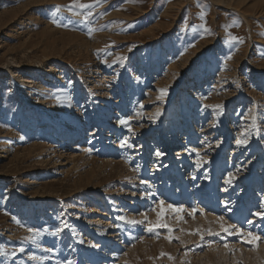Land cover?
<instances>
[{
	"label": "rangeland",
	"instance_id": "374dc122",
	"mask_svg": "<svg viewBox=\"0 0 264 264\" xmlns=\"http://www.w3.org/2000/svg\"><path fill=\"white\" fill-rule=\"evenodd\" d=\"M76 3L0 0V264H264V0Z\"/></svg>",
	"mask_w": 264,
	"mask_h": 264
},
{
	"label": "snow or ice",
	"instance_id": "6c2138e0",
	"mask_svg": "<svg viewBox=\"0 0 264 264\" xmlns=\"http://www.w3.org/2000/svg\"><path fill=\"white\" fill-rule=\"evenodd\" d=\"M101 2H102V0H95V4H82V3H76V4H73V5H69V6H68L66 9H64V10L71 12L72 15H74V16L81 17L79 23H82V24L87 25V24L90 23V19H89V18H90V17L92 16V14H93L92 11H91V9L94 8V7H96L97 5H99ZM77 9H80V10L87 9V11H78ZM61 11H62V9L60 8V6H55L54 10L51 12V15H52V17H53V23H56L55 17H56V15H57L58 13H60ZM201 19H204V14H203V12L201 13ZM58 26H59V25H58ZM63 26H64V27H67V24H65V25H63ZM88 31H89V33H91L92 31H94V29L89 28ZM204 31H205V32H209V29L205 27V28H204ZM230 40H232V41H238V42H241V43L243 42L242 40H239V38H237V37H232V36H230ZM129 51H131V48L129 49ZM125 59H126V57H124V56H118V57L116 58L117 62H119L121 65H123V62H124ZM228 59H231V57L229 56ZM166 94H167V90H166V89H161V90H160V96H159L158 98H159V99H163V97H164ZM216 108H217V109H220V110L222 111V110H223V105H217ZM157 115H159V113H157ZM119 123H120L121 125L127 127L129 132H132V128H131V126L129 125V121H128V120H126V119H121V120L119 121ZM252 126H253V127H256V121H255V119H253V125H252ZM21 139H23V137H21ZM246 143H247V140H246V139H237V140H236V144H237L238 146H240V145H244V144H246ZM120 146H121L122 148H124V147L131 148V147H133V145L129 144L126 140H122V141L120 142ZM217 146H219V145H217ZM85 151H89V150H88V149H85ZM191 151H193V152L196 153V156H197V163H198V165H199L201 159H203L204 163H207L206 158H201V157H200V153H199L195 148L191 149ZM155 155H156L157 157H161V156L163 155V153H161L160 151L157 150V151L155 152ZM136 170L138 171L139 169L137 168ZM235 179H236V176H235L233 173L230 172V173H228V176H227V178L225 179V183H226L227 185L231 186L232 183H233V181H234ZM140 183H141V184H148V182H147L146 180H143V179L140 181ZM149 187H150V185H149ZM225 191H227V188L225 189ZM133 194L135 195V193H133ZM147 194H148L149 196L153 195V193H151V192H148ZM159 203H160V206L163 207V205H164L165 202H164V201H160ZM167 207H168L170 210H172L173 212H177V213H178V212L182 211L181 208H174L171 204H169ZM225 207L227 208L228 205L226 204ZM195 211H196L195 209L192 210L193 213H194ZM191 214H192V213H190V215H191ZM161 215H162V213H157V216H158V217L161 216ZM253 215L256 216V217H258V218L261 219V220H264V210L257 211V212H255V213H253ZM117 219H119V220H121V221H124V222H126V223H128V224H131V225H137V224H141V223H143V221L129 220V219H127L125 216H118ZM146 219H147V217L145 216V220H146ZM217 219H218V221H221V225H220V227H221V230H222L223 232L228 233L229 235H231V234H233V233H232V230L235 229L236 234H238V235L241 237V239H242V241H243L244 243L251 244V245H253L254 247H257V246H258L257 242L261 240V236H260V235H257V234H256L255 232H253V231H247V232H245V231H243L242 229L237 228L235 224H227V226H225L226 222H224V218H223V217H218ZM247 223H248L249 225H254V222L251 221V220H249ZM158 228H166V229H168V235L166 236V239H168L169 242H171L174 238H175V239H179L178 237H173V236H172V229L169 228L167 224H165V223H161L159 220H158L155 224H152L151 221L148 222V231H149V232H153V231H155V229H158ZM62 230H63L62 228H59V227H58L57 230H56V232H54V233H52V234H53V235H58ZM27 231L30 232V233H32V235L29 236V237H27L26 239H29V240L32 241L33 243H35L36 240H37V238H39V237L41 236V232L38 231V230H36V229H34V228H28ZM45 231H47V230H45ZM190 234H195V233H190ZM212 234H213V233H211V231H209V235H212ZM216 235H219V233H216ZM201 239H203V236H202V235H201ZM224 247L227 248L228 245L225 244ZM21 251H24V250L21 249ZM185 254H187V253H185ZM0 255H5V253H4L3 251H0ZM161 255L163 256L164 253H161ZM168 258H169V259H173V257H171V256H169ZM30 259L33 260V261H35V260H38V259H40V258H39V257H36V256H31Z\"/></svg>",
	"mask_w": 264,
	"mask_h": 264
},
{
	"label": "bare ground",
	"instance_id": "6f19581e",
	"mask_svg": "<svg viewBox=\"0 0 264 264\" xmlns=\"http://www.w3.org/2000/svg\"><path fill=\"white\" fill-rule=\"evenodd\" d=\"M24 80V79H23ZM25 82H26V80H24ZM20 82H22V81H20ZM25 84V83H24ZM25 86V85H24ZM171 149H173V148H171ZM181 169H184V167H182ZM261 256V255H260ZM260 258H262V257H260Z\"/></svg>",
	"mask_w": 264,
	"mask_h": 264
}]
</instances>
